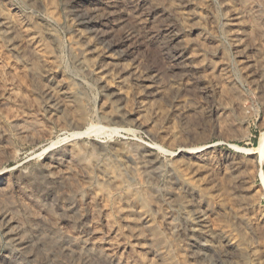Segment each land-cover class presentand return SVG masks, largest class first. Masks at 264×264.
<instances>
[{
	"label": "rangeland",
	"instance_id": "rangeland-1",
	"mask_svg": "<svg viewBox=\"0 0 264 264\" xmlns=\"http://www.w3.org/2000/svg\"><path fill=\"white\" fill-rule=\"evenodd\" d=\"M263 133L264 0H0V264H264Z\"/></svg>",
	"mask_w": 264,
	"mask_h": 264
},
{
	"label": "bare ground",
	"instance_id": "bare-ground-1",
	"mask_svg": "<svg viewBox=\"0 0 264 264\" xmlns=\"http://www.w3.org/2000/svg\"><path fill=\"white\" fill-rule=\"evenodd\" d=\"M1 14H3V13H1ZM4 19L7 20V17H5ZM92 133H94V129L93 128H89L87 131L79 132V133H73L72 135L73 136H82V135H89V134H92ZM60 141H53L50 145H48L47 147L44 148L43 152H45V153L49 152L50 150L55 148L60 143ZM234 148L236 150H238V152H240V153L261 152V154H262V153H264V133H263V135L261 137V140L259 142L258 147L253 148V149H247V148L235 146Z\"/></svg>",
	"mask_w": 264,
	"mask_h": 264
}]
</instances>
